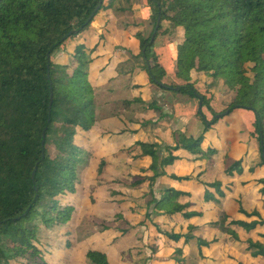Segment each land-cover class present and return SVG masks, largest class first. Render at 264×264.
I'll return each mask as SVG.
<instances>
[{"label":"trees","instance_id":"trees-1","mask_svg":"<svg viewBox=\"0 0 264 264\" xmlns=\"http://www.w3.org/2000/svg\"><path fill=\"white\" fill-rule=\"evenodd\" d=\"M120 1L0 0V264H59L61 253L51 248L44 251L38 234L42 226L75 224V200L81 198V155L93 132L98 134L91 151L102 154L93 155L99 175L119 158H129L144 162L143 167L134 168V175L140 176L134 185L147 181L152 187L158 179L168 178L181 185L202 187L204 201L219 204L235 193V180L245 174L246 153L235 158L231 153L235 149H230L222 161L227 180L221 174L212 177L213 159L221 153L213 135L217 133L222 139L218 131L221 120L236 110H246L254 117L248 134L261 153V162L248 171L254 174L264 169V0H147L153 24L148 36L135 21L121 22L122 35L137 41L138 52L128 51L143 62L131 71L133 98L126 102L129 106L146 105L145 110L156 116L141 121L137 115L119 116L116 131L99 121L96 113L99 80L114 56L100 67L98 61L104 55L97 53L109 50V37L117 35L111 18L114 10L118 14L138 13L134 0L128 7L115 8V2ZM159 18L161 25L152 41ZM96 20L102 32L91 28ZM173 29L180 31V37L175 38L176 60L168 48ZM71 31L78 33L63 40ZM83 34V40L78 41ZM91 34L98 38L93 47ZM58 52L63 55L55 61ZM138 76L141 83L136 82ZM218 82L222 92L213 91ZM153 86L197 104L203 99L202 113H196L203 124L198 137H187L183 127L180 138L186 142L179 141L174 147L143 139L151 126L169 114L154 97ZM103 139L134 141L117 149L115 155H106ZM179 151L187 155L179 156ZM183 161L188 171L171 173ZM253 180L264 198V177ZM95 191L93 186L91 195ZM192 197V191L167 187L160 199L154 197L148 204L146 215L182 225L179 232L161 233L175 243L184 240L186 245L196 244L201 259H206L205 250L218 244H240L250 258L264 264V212L260 208L246 209L240 195L236 199L240 216L216 209L209 224L222 237L208 240L194 234L198 224L192 221L206 215L195 208ZM129 232L121 230L122 235ZM178 250L182 255L183 250ZM179 255L176 264H186ZM83 256L90 264H113L97 249L87 250Z\"/></svg>","mask_w":264,"mask_h":264},{"label":"rangeland","instance_id":"rangeland-1","mask_svg":"<svg viewBox=\"0 0 264 264\" xmlns=\"http://www.w3.org/2000/svg\"><path fill=\"white\" fill-rule=\"evenodd\" d=\"M134 1L138 4L136 7L138 13L118 14L115 13L116 10L113 11L111 18L115 22V33L117 35L122 34L120 23L124 21H135L139 27H142L146 36L151 33L153 29V24H151L152 11L148 6L147 0ZM129 2H133V0L115 2V8L120 6L128 7L131 4ZM172 32L174 49L178 42L176 39L180 37V31L173 29ZM134 50L138 52V47ZM62 55L63 52H58L54 56V60L58 61ZM124 65V67L123 64L120 66L123 71H132L135 67L143 65V62L142 59L131 57ZM122 85L120 84V86ZM214 88L217 92L224 90L221 82H218ZM152 89L154 97L165 105V111L169 114L162 123L160 122L155 126H151L145 133V136L141 135L140 137L143 138L144 136L145 139H143L145 141L146 139H156L157 141L162 139L164 140L162 141L163 146L174 147L179 141L186 142V140L180 138L178 130L179 127L182 128L184 126V121L182 119H175L173 114H171L173 99L154 86ZM154 116L156 115L154 114ZM114 117L116 116L114 115ZM116 120V118L108 119L103 122L108 129L112 130L117 127ZM226 120L223 119L221 121ZM237 123L232 127V131L235 133V135L232 134V137L235 136L238 139V131L241 128H245V124L237 125ZM200 124L203 127L201 122ZM97 134L98 132L91 133L90 137L92 140L95 139ZM234 138L233 140L235 141ZM244 138H246V132ZM92 140L89 147H86L85 154L81 155L83 163L79 167L78 183L81 198L79 202L75 200L77 208L75 224L51 228L42 226V230L38 234L44 251L45 249L48 251L51 248L61 253L59 264H90L83 256L84 252L90 249L105 252L113 264H176L175 257L180 254V250L178 249L183 250L182 255L186 264H237L238 262L244 264H263L250 258L240 244L234 246L218 244L212 249L205 250L206 259H201L196 244L186 245L184 240L180 243L169 240L161 232H179L182 225H177L168 219L157 218L155 215H151V218H148L146 209L154 197L156 199L161 198L162 191L169 187L171 183L161 178L152 187H150V183L147 181L143 185H134L140 179V176L134 175L137 173L134 168L143 167L144 162H134L129 158H119L121 160L115 162L116 164L110 167H106L104 174L99 175L98 163L93 162V155L102 157V154L97 150L91 151L93 147ZM133 141V139L121 140L119 142H110L106 139L101 140L106 155H115L117 149L128 147ZM232 149H238L236 143L232 146ZM249 151L251 155L248 158L247 166H257L261 162V153L255 141L250 145ZM222 161L221 157L214 160L212 177L221 174V178L227 180L222 171L224 169ZM186 171L188 169H185L183 172L186 173ZM263 177L264 169H258L254 174L246 172L245 176L235 180L237 183L235 193L219 204L206 203L203 198L202 187L195 188L194 184H184L183 188L193 193L191 200L194 202L195 208L206 215L204 219L192 221L198 224V229L194 231V234L208 240H213L214 237H222L209 224L214 220V211L219 208L235 217L240 216L238 214V204L236 203V199L240 195L244 198L246 209L250 210L258 207L264 212V198L258 194V186L253 182V179ZM243 182H247V184L243 186L241 184ZM93 186H96V191L94 195H91L90 190ZM153 206L151 205L150 208ZM183 227L185 230L187 224L183 225ZM121 230H129L130 232L122 235ZM261 232L264 233V228ZM153 247H157V251ZM182 255L180 254L179 256Z\"/></svg>","mask_w":264,"mask_h":264},{"label":"crops","instance_id":"crops-1","mask_svg":"<svg viewBox=\"0 0 264 264\" xmlns=\"http://www.w3.org/2000/svg\"><path fill=\"white\" fill-rule=\"evenodd\" d=\"M91 28H97L100 32H102V27L97 20L94 21ZM140 29L142 30V27H140ZM83 38H84V34L78 38V41L81 42ZM97 42H98V38L96 34H91L90 36L91 47H93ZM109 42L110 45L112 46L111 48H109V50L103 51V49H100L97 53L104 55L101 58V60L98 61L100 67H103L105 64H107L109 59L112 56H114V60H112L111 66L110 67L108 66L107 70L103 74L102 79L99 80V87H98L99 98H98L97 111H96L97 118L99 119V121L115 119L119 116H124V117L127 116L128 118H131L130 116H135V115H137L136 119L140 121L144 119L152 118L154 116V113L145 110L146 105H141V107L144 108L141 110H136L137 108H141L137 106L139 104H134L132 106H129L126 102L133 98L131 92V83L133 77L130 70L123 71L122 68H120V66L123 64L124 67L125 66L124 63L128 62L129 58L132 57L128 49L130 48L134 50L137 47L136 39L132 36L124 37L122 34H120V35L110 36ZM173 44H174L173 42H169L168 48L170 50L172 59L176 60L178 55L177 52L178 42L176 43L174 49H173ZM134 52L136 51L134 50ZM111 78H113V80L109 82ZM141 80L142 77L138 76L136 82L141 83ZM120 84L123 85L120 86ZM213 91H215V88H213ZM164 93L166 94V96H171V98L173 99L171 114H173L175 119H179V120L182 119L184 121L183 127H185L184 132L186 136L198 137L203 132V127L200 124V120L196 116V113L199 112L200 103L197 104L195 101H188V99L185 97H182L180 99L179 97H175V95L171 92H164ZM114 115L116 117H114ZM226 119H227L226 121H222L223 123H219V127H218L219 128L218 131L220 132L222 139L221 137H218L219 135L217 133L213 135L215 141H217V143L219 144L218 146L220 147V151H221L220 155L213 159V162L216 158L219 157H221V159L223 160L225 154L230 149L232 151L233 150L232 146H234V144L236 143L238 149H235V151L231 153L234 155L235 158H239L242 156V154L246 153L245 173L246 172L250 173L248 170L251 167H248L247 163H248V158L251 155L249 148L253 140H251L248 133L251 122L254 120L253 114L246 110H236L230 117H227ZM234 122L235 123L238 122L237 125L245 124V128H241L238 131L239 134L238 139L235 136H234L235 138L232 137V134L235 135L234 131H232V127L235 124ZM183 127L182 128L179 127L178 130H183ZM117 129L118 128L116 127L114 130L117 131ZM245 132H246V138H244ZM233 138L235 139V141L233 140ZM149 141L158 142L162 144V141L164 140L159 139V141H157L155 139ZM177 154L179 156L187 155L184 151H179L177 152ZM186 168L188 167H186L183 161V163L179 167L175 168V170L171 171V173L175 172L178 175L184 174L183 171ZM162 179L169 181L171 183L170 186H175L185 189L183 188L184 184L181 185L175 181L169 180L168 178H162Z\"/></svg>","mask_w":264,"mask_h":264},{"label":"water","instance_id":"water-1","mask_svg":"<svg viewBox=\"0 0 264 264\" xmlns=\"http://www.w3.org/2000/svg\"><path fill=\"white\" fill-rule=\"evenodd\" d=\"M102 4H103V1L100 2L99 6L97 7V9H96V10L94 11V13L92 14V16H91V18H90L91 21H92V19L94 18L95 14H96V13L99 11V9L101 8ZM160 25H161V19L159 18V19H158V22H157V25H156V27H155L154 33H153V35H152V41L155 40V37H156V34H157V32H158V30H159V28H160ZM77 33H78L77 31H71V32H69V33L64 37L63 40H65V39H67V38H69V37H71V36H73V35H75V34H77ZM51 96H52V95H51ZM202 107H203V99H201V101H200L199 113H202ZM237 107H239V106H237ZM51 110H52V102H51V105H50L49 116L51 115ZM227 113H228V111L225 112L224 114L217 115L216 117L219 118V117H221V116H223V115H226ZM46 130H47V129H45V131H44V137H45ZM43 143H44V141H43ZM263 157H264V154H263ZM36 171H37V168L35 169V171H34V173H33V177L35 176Z\"/></svg>","mask_w":264,"mask_h":264}]
</instances>
